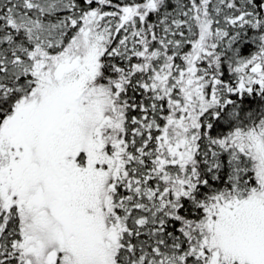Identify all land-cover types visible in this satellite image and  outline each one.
Listing matches in <instances>:
<instances>
[{"label": "snow or ice", "instance_id": "obj_1", "mask_svg": "<svg viewBox=\"0 0 264 264\" xmlns=\"http://www.w3.org/2000/svg\"><path fill=\"white\" fill-rule=\"evenodd\" d=\"M0 264H264V0H0Z\"/></svg>", "mask_w": 264, "mask_h": 264}]
</instances>
